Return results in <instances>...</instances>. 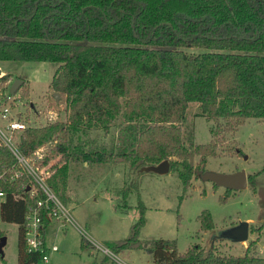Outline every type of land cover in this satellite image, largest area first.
I'll return each mask as SVG.
<instances>
[{"label": "trees", "instance_id": "16d2710c", "mask_svg": "<svg viewBox=\"0 0 264 264\" xmlns=\"http://www.w3.org/2000/svg\"><path fill=\"white\" fill-rule=\"evenodd\" d=\"M0 60L59 63L51 88L61 101L52 98L66 102L68 120L23 130L18 145L25 155L61 137L67 159L130 163L136 169L168 159L188 186L208 171L207 159L218 153L227 132L248 118L264 119V0H0ZM10 78L5 73L2 80ZM192 101L211 122L208 143L185 138ZM114 125L121 128L123 146L85 150L74 144L68 152V133L109 131ZM54 168L47 182L63 201L69 159ZM20 169L0 142V221L18 224L17 264H42V253L27 248L25 222L30 206L47 195L41 188L32 195L27 174L14 177ZM254 178L249 175V182ZM133 185L139 192L135 180ZM133 185L121 188L123 196ZM137 208L129 235L110 244L115 253L144 245L142 199ZM44 221L45 233L53 219ZM200 221L203 229L212 227L211 212L204 210ZM250 247L243 255H224L195 244L182 253L161 237L151 240L150 251L154 264H264V256Z\"/></svg>", "mask_w": 264, "mask_h": 264}, {"label": "rangeland", "instance_id": "374dc122", "mask_svg": "<svg viewBox=\"0 0 264 264\" xmlns=\"http://www.w3.org/2000/svg\"><path fill=\"white\" fill-rule=\"evenodd\" d=\"M58 66L54 61L0 60L1 74H10L13 79L9 90L16 78L25 80L14 93L17 97L14 104L30 125L47 123L51 110L58 113L57 121L68 120L66 102L52 98L51 81ZM198 111V103L190 102L183 125L185 138L194 143H208L212 139L211 122L198 115ZM120 129L114 125L109 131L89 129L75 135L68 133L67 150L74 144L85 150L119 148L123 146L118 138ZM225 136L218 153L208 157L207 170L226 173L245 170L247 176L254 175V184L248 180L247 187L232 189L196 175L185 186L170 169L157 173L143 167L136 169L130 163L74 161L68 157L70 172L63 202L70 219L53 220L47 228L48 241L59 247L49 253L50 264H154L151 240L161 237L175 242L182 253L200 244L205 248L213 246L220 254L243 255L250 245L251 252L264 256V119L248 118ZM62 142L61 137H54L41 151V156L49 155L56 167L68 161ZM30 160L38 162L34 156ZM130 184L131 193L123 196L121 188ZM139 199L146 206V222L140 234L144 245L130 252L115 253L110 244L129 235L139 216ZM118 203L131 207L124 210ZM204 210H209L213 217L209 229L201 227L200 215ZM243 221L249 226L247 240L235 242L223 234ZM0 230L7 237L4 255L0 252V264H17L18 224L1 220ZM253 240L257 242L253 244Z\"/></svg>", "mask_w": 264, "mask_h": 264}, {"label": "built area", "instance_id": "2783aa9c", "mask_svg": "<svg viewBox=\"0 0 264 264\" xmlns=\"http://www.w3.org/2000/svg\"><path fill=\"white\" fill-rule=\"evenodd\" d=\"M3 75L0 73V142L8 146L23 168V170L17 171L14 177L25 172L29 178L27 188L31 194H36L38 189L41 188L47 195L45 199L40 198L33 206H30V211L26 216L25 222V238L28 250L40 251L42 253L41 263L50 264L49 253L57 251L59 247L56 244L47 243L44 233V216L53 220L70 219L68 217L69 212L64 206L65 203L51 189L47 182L48 176L55 170V163L50 160L48 163L43 164L44 160L49 156H41V151L45 146L39 147L32 155L37 158L38 162L36 163L32 162L30 156L25 155L19 148L20 134L30 126V123L22 111L15 110V99L17 97L9 90V85L13 79L10 78L7 82H4L2 80ZM57 115L56 111L51 110L48 114V122L57 121Z\"/></svg>", "mask_w": 264, "mask_h": 264}, {"label": "water", "instance_id": "95a60500", "mask_svg": "<svg viewBox=\"0 0 264 264\" xmlns=\"http://www.w3.org/2000/svg\"><path fill=\"white\" fill-rule=\"evenodd\" d=\"M1 73V70H0ZM22 78H16L11 85L10 92L15 93L16 89L22 84ZM53 95L56 97V100H59L60 93L54 92ZM33 107L34 104H31ZM143 170H149L157 173H166L170 169V161L168 159L162 160L158 164L148 165L142 168ZM202 178L211 180L217 185L225 186L226 188H245L248 185V176L245 170H237L234 172H211L207 171L202 175ZM229 239H232L235 242L245 241L249 237V226L246 221H243L237 227L229 228L223 233ZM7 237L2 236L0 238V252L4 255L3 247L6 244Z\"/></svg>", "mask_w": 264, "mask_h": 264}, {"label": "crops", "instance_id": "0c3cea01", "mask_svg": "<svg viewBox=\"0 0 264 264\" xmlns=\"http://www.w3.org/2000/svg\"><path fill=\"white\" fill-rule=\"evenodd\" d=\"M48 228V227H47ZM47 228H46V231H45V237H46V240H47V243L48 244H51V242L48 241V238H47ZM59 250V249H58Z\"/></svg>", "mask_w": 264, "mask_h": 264}]
</instances>
